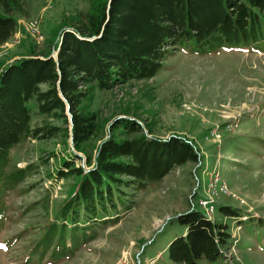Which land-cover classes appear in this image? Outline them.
Returning <instances> with one entry per match:
<instances>
[{"label":"trees","instance_id":"trees-1","mask_svg":"<svg viewBox=\"0 0 264 264\" xmlns=\"http://www.w3.org/2000/svg\"><path fill=\"white\" fill-rule=\"evenodd\" d=\"M88 1V9L77 11L61 29L56 46L40 53L30 50L6 66L0 63V232L10 193L32 171L31 165L17 166L12 151L25 139L59 135L66 143L71 138L77 151L60 160L56 177L73 178L74 183L56 218L45 223L26 253L30 264L70 258L97 237L98 229L119 221L117 213L131 203L130 191H144L175 168L200 160L186 137L149 136L127 114L89 151L99 126L92 109L97 91L156 76L177 49L194 54L243 49L264 53V0ZM26 10L27 0H0V46L15 35L17 16ZM35 115L45 122L35 125ZM79 153L86 156L87 166L76 162ZM218 211L233 219L242 216L228 205ZM176 222L184 232L168 243L172 264L228 260V222L211 220L195 207ZM238 222L243 227L248 223ZM254 224L264 228L261 218Z\"/></svg>","mask_w":264,"mask_h":264},{"label":"rangeland","instance_id":"rangeland-1","mask_svg":"<svg viewBox=\"0 0 264 264\" xmlns=\"http://www.w3.org/2000/svg\"><path fill=\"white\" fill-rule=\"evenodd\" d=\"M88 7V0H27L26 13L17 16V32L0 46V63L6 66L30 50L53 48L71 17ZM37 21L43 38L36 34ZM92 109L99 126L89 151L127 114L145 133L186 137L200 160L175 168L144 191H130L131 203L121 207L116 224L98 229L97 237L70 258L46 264H172L168 243L184 232L176 219L193 207L211 220L228 222L232 233L228 260L200 264H264V228L254 224L264 220V53L173 50L156 76L97 91ZM45 120L35 115V125ZM75 152L72 139L66 143L61 135L28 138L12 151L14 163L31 165L32 171L9 195L0 264H30L26 253L45 223L56 218L74 183L73 178L56 177L60 160ZM79 155L76 162L87 166L86 156ZM206 200L212 202L204 205ZM227 205L242 216L220 214L218 207ZM238 220L248 223L243 227Z\"/></svg>","mask_w":264,"mask_h":264},{"label":"built area","instance_id":"built-area-1","mask_svg":"<svg viewBox=\"0 0 264 264\" xmlns=\"http://www.w3.org/2000/svg\"><path fill=\"white\" fill-rule=\"evenodd\" d=\"M35 24V30H36V34H38V35H41L40 34V24L38 23V21L37 22H35L34 23ZM41 37H42V35H41ZM43 38V37H42ZM7 43V42H6ZM6 43L5 44H3V45H6ZM3 45H1V46H3ZM53 56L54 57H56L57 56V52H54V54H53ZM2 69L0 68V71H1ZM212 202V200H206V201H203V204L204 205H209L210 203ZM212 209L214 208V205H212V207H211ZM206 209V208H205ZM206 211H207V209H206Z\"/></svg>","mask_w":264,"mask_h":264},{"label":"water","instance_id":"water-1","mask_svg":"<svg viewBox=\"0 0 264 264\" xmlns=\"http://www.w3.org/2000/svg\"><path fill=\"white\" fill-rule=\"evenodd\" d=\"M68 110H69V107H68Z\"/></svg>","mask_w":264,"mask_h":264}]
</instances>
